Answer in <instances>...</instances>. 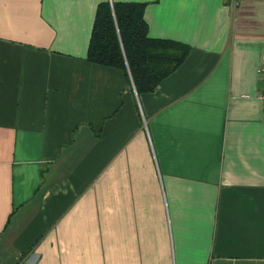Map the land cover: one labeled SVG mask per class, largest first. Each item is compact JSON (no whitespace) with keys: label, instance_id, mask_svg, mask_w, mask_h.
Returning a JSON list of instances; mask_svg holds the SVG:
<instances>
[{"label":"crops","instance_id":"obj_1","mask_svg":"<svg viewBox=\"0 0 264 264\" xmlns=\"http://www.w3.org/2000/svg\"><path fill=\"white\" fill-rule=\"evenodd\" d=\"M103 1L191 46L153 92ZM262 66L264 0H0V264H264Z\"/></svg>","mask_w":264,"mask_h":264},{"label":"trees","instance_id":"obj_2","mask_svg":"<svg viewBox=\"0 0 264 264\" xmlns=\"http://www.w3.org/2000/svg\"><path fill=\"white\" fill-rule=\"evenodd\" d=\"M144 2L108 1L98 5L88 60L119 68L138 94L153 92L188 56L187 43L149 34Z\"/></svg>","mask_w":264,"mask_h":264},{"label":"built area","instance_id":"obj_3","mask_svg":"<svg viewBox=\"0 0 264 264\" xmlns=\"http://www.w3.org/2000/svg\"><path fill=\"white\" fill-rule=\"evenodd\" d=\"M233 2H235L236 0H232ZM259 73L262 77H264V66H262L260 69H259ZM261 98L264 99V95L261 96Z\"/></svg>","mask_w":264,"mask_h":264}]
</instances>
